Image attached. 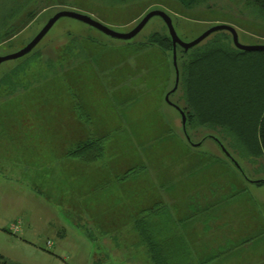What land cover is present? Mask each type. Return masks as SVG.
<instances>
[{"label": "rangeland", "instance_id": "1", "mask_svg": "<svg viewBox=\"0 0 264 264\" xmlns=\"http://www.w3.org/2000/svg\"><path fill=\"white\" fill-rule=\"evenodd\" d=\"M151 10L165 12L183 42L225 24L241 44L264 45V13L247 0H0V56L59 11L126 33ZM155 32L168 36L158 16L129 40L60 18L28 54L0 63V80L23 64L14 81L28 85L0 88V256L9 263L152 264L133 220L167 205L183 220L177 231L193 264H264V182L244 179L209 136L248 180H264V156L243 158L203 126L187 134L200 145L187 142L164 101L174 85L171 51L138 46ZM224 34L232 43L219 31L196 46ZM169 101L183 110L179 88ZM89 137L103 138L100 158L67 156ZM189 201L209 206L208 216L186 219Z\"/></svg>", "mask_w": 264, "mask_h": 264}, {"label": "trees", "instance_id": "2", "mask_svg": "<svg viewBox=\"0 0 264 264\" xmlns=\"http://www.w3.org/2000/svg\"><path fill=\"white\" fill-rule=\"evenodd\" d=\"M247 3L264 13V0H247ZM138 46L171 51L169 36L157 32ZM178 48L177 88L184 105L181 110L186 117L187 134L189 128L203 126L215 130L228 142V148L243 158L264 156V51H241L228 41V35L187 51ZM21 73H25L23 64L1 78L0 88L5 94L28 86L14 81ZM102 139L82 140L67 156L93 162L102 156ZM188 206L191 214L186 219L198 213L208 216L209 206L198 208L191 201ZM180 222L183 220L175 219L167 205H154L133 220V229L152 264H193L186 236L177 231ZM0 264L15 263L0 256Z\"/></svg>", "mask_w": 264, "mask_h": 264}, {"label": "water", "instance_id": "3", "mask_svg": "<svg viewBox=\"0 0 264 264\" xmlns=\"http://www.w3.org/2000/svg\"><path fill=\"white\" fill-rule=\"evenodd\" d=\"M160 17L162 21L164 22L167 31H168V36L170 38L171 42V53H172V67L174 70V85L173 88L164 96V101L171 107H173L180 115L181 117V125L182 129L184 132V135L186 137L187 142L190 143V145L194 147H198L200 143H191L189 140V137L186 132L185 124H186V117L184 112L175 104L169 101V95L175 92L177 86H178V81H179V71L177 67V47H180L182 50L187 51L196 45H198L200 42H202L204 39H206L209 35L219 32V31H226L231 35V40L232 44L235 48L241 50V51H264V45L262 44H257V45H243L238 41V35L236 30L225 24L221 25H215L203 32L200 36L195 38L194 40L190 42H183L176 34L170 17L163 11L161 10H151L147 12L141 19L140 21L128 32L126 33H118L115 32L114 30L108 28L107 26L101 24L100 22L92 19L88 15L80 14L74 11H59L55 13L53 16H51L45 23V25L39 30V32L21 49H19L17 52L5 55V56H0V63L8 61V60H14L17 58H20L26 54H28L35 46L36 44L42 39V37L49 31V29L53 26V24L59 20L60 18H71L75 19L77 21H80L96 30L99 32L114 38V39H119V40H129L133 38L136 34H138L141 29L146 25V23L153 17ZM214 142L217 143L219 146L220 151L224 154V156L230 161V163L235 167V169L240 173V175L246 179L247 181L253 182V183H263L264 180H248L244 174V171L242 168L239 166L237 161L230 155V153L225 149V147L218 141L217 138L213 136H209Z\"/></svg>", "mask_w": 264, "mask_h": 264}, {"label": "built area", "instance_id": "4", "mask_svg": "<svg viewBox=\"0 0 264 264\" xmlns=\"http://www.w3.org/2000/svg\"><path fill=\"white\" fill-rule=\"evenodd\" d=\"M11 230L14 231V232H17L18 230V227L16 225H12L11 226ZM48 243V242H47ZM49 244V243H48Z\"/></svg>", "mask_w": 264, "mask_h": 264}]
</instances>
